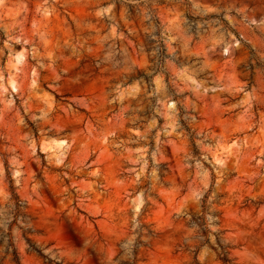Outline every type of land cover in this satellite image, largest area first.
Listing matches in <instances>:
<instances>
[{"label":"rangeland","instance_id":"1","mask_svg":"<svg viewBox=\"0 0 264 264\" xmlns=\"http://www.w3.org/2000/svg\"><path fill=\"white\" fill-rule=\"evenodd\" d=\"M244 2L0 0V237L21 255L57 221L67 243L68 218L65 258L103 264L133 216L161 243L261 218L264 41L231 46Z\"/></svg>","mask_w":264,"mask_h":264},{"label":"clouds","instance_id":"2","mask_svg":"<svg viewBox=\"0 0 264 264\" xmlns=\"http://www.w3.org/2000/svg\"><path fill=\"white\" fill-rule=\"evenodd\" d=\"M237 12L240 21L230 17L229 22L240 24L241 39L232 37L234 43L231 46L243 48V41H264V0H245ZM67 219L63 225L65 234L71 233L67 236V243L59 239L53 242L61 224L49 221L46 226L39 225L46 227V231L35 238L34 248L23 245L19 257H14L13 248L9 247L6 238L0 237V264H32L29 257L35 254L34 249L43 253L41 264H70L65 258L66 249L75 246L73 238L76 233ZM131 219L130 234L118 244L119 256L114 261L105 255L103 264H264V214L261 218L241 214L234 217L231 224H212L209 217L208 229L201 226L200 235L185 233L162 243L155 231L150 230L151 226L143 227L135 216ZM23 227L31 228L32 224L26 221ZM192 241H196L195 246H192ZM92 251L95 254V250ZM185 256H188L187 260ZM71 264H80L75 255L71 257Z\"/></svg>","mask_w":264,"mask_h":264},{"label":"trees","instance_id":"3","mask_svg":"<svg viewBox=\"0 0 264 264\" xmlns=\"http://www.w3.org/2000/svg\"><path fill=\"white\" fill-rule=\"evenodd\" d=\"M10 200L13 201V220L9 224V226L11 227L16 222V219L18 218V216H19V214L21 212V210H20L21 199L19 198V196L16 193L13 192L11 197H10ZM9 247L13 248L14 257H19L20 256L18 248L15 246V244L13 243V241L11 239L9 241Z\"/></svg>","mask_w":264,"mask_h":264}]
</instances>
